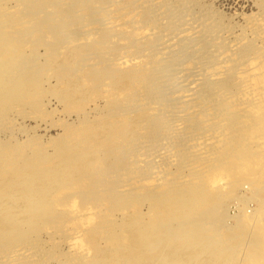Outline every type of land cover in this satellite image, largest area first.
I'll return each instance as SVG.
<instances>
[{
	"label": "rangeland",
	"instance_id": "1",
	"mask_svg": "<svg viewBox=\"0 0 264 264\" xmlns=\"http://www.w3.org/2000/svg\"><path fill=\"white\" fill-rule=\"evenodd\" d=\"M3 1H4V3H3L4 6L2 8H4V9H2V10L5 11V12H3L5 14V16H4V18H0V20H2V22H3V19H5V20L7 19V21L9 20V18L20 19V20H22L21 22L23 23V24L21 23L22 25H20L22 27L20 29L21 31L28 29L29 27L31 29V30L28 29V32H29L28 34H27V30H25L26 34L23 32H21L22 34H19L18 36L16 34L15 37L17 36L18 39L15 38V40L7 37V36H9L10 30L12 31L14 29L12 27L11 28L9 27L10 29L6 28L5 32H8V33H6L4 35H6V38H7L6 40L9 39L10 42L11 41L13 42L12 44L14 46L17 45V47H18V45H19L22 47V48L21 47H18V48H20V51L22 49V51H24V52H22V51L20 52L19 49L17 48L19 51L18 53H20L21 56L23 53L22 58H26L27 60L29 59L28 61L26 59H24L25 62H27L29 64L28 67H32L31 65L36 63L33 66H39V67H33L32 69L34 71H38V69L43 70V71L40 70L37 72L39 80H41V81H39V84H40V86H39L40 90L39 91L40 92L38 91L39 92L38 98L40 99V101L43 104L40 102L39 104H41V105H39V104L27 105L26 107L23 108V110L21 109L23 112L20 110L18 113H14V114L12 113L13 115L10 116V119H3V121H2V119H0V122L2 121L0 123V151L4 149V151L7 150V152H9V154L8 153L5 154V155L9 156V157H7V159H6L5 155L3 156L2 154H0V161H2V162H0V171L4 172L5 169H7V167L5 166V162L9 161L10 159H12L11 161H14V162H12V166H15V167L22 165V161L25 160V156H28L27 159L31 158L32 161H31V159L29 161L26 159L27 162L23 161L24 164H28V162L31 163V162H34V161H37L40 159L42 160L43 158L44 159L45 158L46 159H52L54 157V159H55L57 157L56 154H58L56 152V150L57 151L59 150L58 149L59 147L56 148L57 144L59 143L58 146L60 145V147H61V144L63 145L64 143H66L68 139L71 140L72 134H74L72 137L75 136V138H77L80 136L82 137V135L85 132L88 135L89 133L95 132L97 130V128H98V130L103 129L104 126L105 127L107 126V125H105V123L107 124L108 121H110L109 117L112 119L115 115H116V117L118 115L117 118H119V119L117 120V118L114 117V119H112L113 121L119 122V120L121 119V121L123 123H129L130 120H132V122H133L135 120V117H136L135 114L136 113L142 114V111L145 113L146 112L145 108L149 103L151 105V108H152V112H150V114H152V115H149L148 119L143 122L142 126H140L139 129L141 131L139 129H135V132H129L130 131L129 125L127 124V126L124 127L123 123L120 121V123H121L120 125L123 126L121 128L126 130V131L129 130L128 132L125 131L126 134L128 133L126 135L128 138L124 137L123 139H120V140H122L120 142L121 143L120 147H119V145L117 146L118 139H117V141L115 140L114 144L113 143L111 144L112 147H114V145H115V147L117 146V148H115V151H114L115 154L113 153L112 155H110L108 157H107V154L105 155V153L102 152L103 150L101 149V147L103 148V146L100 147V150H99L100 152H98L100 156L97 154V157H99L100 160H102V159L105 160L107 157L106 162H108L109 165H111V168L109 167L108 170L111 171V173L113 172L112 174H110L111 176L107 178V183H104L103 179L106 178V176H104V174H102L103 176L102 175L98 176L99 181H97V182L93 183V185H91L92 189L87 188L90 192L91 191H92V193L94 192L93 194L92 193L90 194V192L87 191V189H85L84 193H83L84 195L82 193L81 194L78 193L79 195L76 196L77 194H75L74 195L75 199H72L73 196L69 197L72 194L71 189L64 188L67 191H64V189H63L61 192V190H60V194H59V190L57 191V188H56L57 193L55 191H53V193H55V196L52 194V196H53L52 198L59 199L60 196H63L62 198H66L67 201H69V202H70V199H72L73 200L72 203L77 207H80V206L85 207V205L86 206L88 205L90 207L91 206L95 207L94 204L97 202L95 205H98V203L100 202L98 200H100V198L103 199L104 197H106L105 195H109L111 200L114 198V201H115L116 196L118 194L117 193H116L117 195L113 194L115 192L114 191L112 192L111 188H113L114 186L119 185V184H124L125 183L124 181H126V180L128 181V179L130 177H132L131 175H133V174L136 175V173H137L136 176L139 175V177H137V178L140 179L142 177L141 174L143 175L144 172H145V174L146 173L149 174L148 178L150 177L149 182H148V183H150V185H149L150 190L148 192H151V193L153 191L158 192L159 190H162L161 188H163V187L166 188V187L170 186L169 180H171V181L175 180L176 181L178 176L180 177V175L182 173L181 171L183 170V166H181V165H183V163H185V160L186 161L188 160L187 157H188L189 152H193L194 149L196 151V149H197L198 151L194 152V153H196V155H194V156L200 157V155H201L202 157H204L202 160L203 161L205 160V162H207V165H212L216 161V159L213 160V158L216 157V154H218V153L223 154L224 152H225L224 154H226L228 151V145L231 144L230 142H232V144H234V142L236 141L234 144V147H238V145L241 144V145H243V147H245V148L242 147L243 151H245V149H246L247 151H245V152H247V153L248 152H253L255 154L257 153L256 154L257 157H254L255 160L253 162L254 164L257 163V165L254 166V164H253L254 170H252L251 174L250 173L247 175L245 174V176L243 177V180H241V183H239L241 185L236 184V186H235L233 184V182L231 181V183L229 185H227L226 188H224L220 191V193L223 192V193H226V195H227L224 197L225 199L221 204V207L223 206L225 209L224 211H225V219L226 220H224V219H222V220L211 219L212 220L211 221L209 219V222L207 221L208 223H206L205 218H202L203 215H200V216H202L201 219H198L200 216L197 215L198 217L196 216L197 219H196L195 223L194 222H193V224L188 223L190 220L189 221H188V219L184 220V219H186V216H184V218H180V217H177L180 214L179 212H178L179 213L178 215H177V213L173 214V212H171V211H175L178 209L176 208V204L174 201H173L174 203H170L172 201L167 199L166 204H167V202H168V204L166 207L170 208L171 211H167V209H166L167 213H166L165 219H164V221L166 220V222H164V223H166L165 224L166 226L169 224L167 227H168V229L170 228L169 229L170 231L168 230L169 235L168 234L166 235L168 239L164 238L163 240H161L162 243H161V246L159 248H161L162 245L165 244V245H163V247H166L167 252L165 251L166 256L165 257L162 256V257L166 258L167 260L165 259L166 261H164L163 264H264V238H263L264 237V234H263L264 233V228H263L264 227V221H261L262 219L264 220V212L259 214V216H258L259 219L258 218L256 219V221L258 220V222L256 224L253 223V219H254L253 217H249V218H252L251 221L249 218H248V220L244 219V220H247V222L248 221L251 222V223L248 222V224H247V222H245L244 224L243 223L238 224V222H237V220L239 219V215H241V214L243 215L246 212L247 213L249 212V214H251V215L254 214L255 213L254 210L255 209L257 210V206H258V201L256 198L257 197H262V198L264 197V195H263L264 194V190H263L264 188H262V189L260 188L261 190L260 189L258 190L259 185H261V187H262V184L264 186V183L257 185V182H256V179H264V174L262 176V173L264 172V135H262V134H264V125H263L264 124V87H263L264 86L263 85L264 84L263 83L264 82V0H162V1L161 0H159V1L158 0H156V1L152 0L153 2L151 0H134V1L133 0H129V1L128 0H61V1L60 0H26V1L24 0V2H23V0H3ZM17 1H18V3H17ZM127 2H129V5L127 4ZM11 5H13V6H11ZM126 8H128L127 9L128 11L126 10ZM38 12H41V13L38 14ZM47 14H48V16H46ZM121 14H122V16H121ZM124 14L127 16L125 17ZM47 17H48V19H47ZM30 18H31V20H30ZM47 20H51V22L47 21ZM44 21L49 22L51 24L53 23L54 30L49 32L47 29H44L43 27H45V25H46ZM124 21H125V23H124ZM27 22H29V23H27ZM33 22L34 23L36 22L35 24L38 26L37 27L38 31L35 30L36 28L34 29L35 25ZM41 22H44V25ZM0 23H1V21H0ZM64 23H65V25H64ZM154 23H156V24H154ZM39 24H42L43 26L41 25L42 27H39L40 26ZM157 24H158V26H157ZM144 28H146L147 30L150 29L149 31H151V32H149V31L147 32L146 29H144ZM33 30H35V32ZM182 30H184V32ZM143 31H145L146 33ZM41 32H42V34H41ZM19 37H20V42L22 41L21 43L18 41ZM144 37H146V38H144ZM21 38H23V39L21 40ZM141 40H143V42ZM3 42L0 40V45ZM15 42H19V43L17 44ZM6 43H8V42H6ZM230 43L234 45V47L232 46L233 48L231 47L232 49L229 48ZM224 44H225V46H224ZM245 48H247V49H245ZM229 51H231V52H229ZM244 51H246V52H244ZM133 53H134V55H133ZM241 53H242V55H241ZM67 55L69 56V59L67 60V64H66L67 66H64L63 69L60 67L57 68L58 65L54 66V64H50L51 63L50 61H52V58H54V59L55 58L57 59V57L65 58V57H67ZM246 57H248V58L252 57V60L256 59L254 61L257 65V71L255 69V72H256L255 75L253 77H250V78H249V73L247 72V68L249 67V64H250L249 61H252V60L250 59L249 61H247ZM253 57H255V58H253ZM48 58L49 59L51 58V59L49 60ZM126 58H130L132 60L134 59L135 61L133 60L134 63H132L130 65H126V68H125L124 66H122V64L120 62ZM220 59L223 61L220 62L221 61ZM234 60L236 61V64H235ZM243 60H244V62H243ZM71 61H73V62H71ZM69 62H71V64ZM145 62L149 67H152V69H153L152 72L155 71L156 74L158 73L157 75H155L154 72L153 73L151 72L152 75H154L155 77L148 75V77L149 76L152 77V78H150V80H152L154 78V81L152 80L149 82V84H144V85H142L141 82L137 85L135 83V84H133V88H135L136 90H139V93H138V91L136 93H134L136 90L133 89V90H135L133 92L134 94H129V92L128 93L127 92L122 93L119 95L120 98L113 100V98L109 96L111 94L110 92H112L111 90H109V88L113 89L114 84H116L117 80L115 78L114 73L115 74L123 73V71H124V73H126V71H128L129 69L130 70L131 69L132 70L133 69H139V67H142V66H139L140 63L142 65H145L144 64ZM215 62L217 63V65L220 63V65L218 67H215L216 66V65H214ZM230 62H232V63H230ZM253 62H251V65H253L252 64ZM27 63L25 64L26 67H27ZM246 63H249V64H246ZM240 64L242 66L245 64V66L247 65L248 67L244 68L245 66L242 67V66H240ZM228 65H229V68H228ZM127 66H129V69ZM236 66H237V68H236ZM36 68H37V70H36ZM218 69H220V70L222 69L224 71V73L222 70L220 71L219 75L220 76L222 75L221 77L220 76L216 77V75L213 74V71L214 70L216 71ZM229 69H233V70H229ZM244 69H246V70L244 71ZM236 70H238V71H236ZM108 71H111V72L117 71V73L113 72V76H112V73L111 72L108 73ZM230 71H231V73H230ZM63 72H64V75L62 74ZM210 72H212V73H210ZM55 73H57V74H55ZM106 73H107V75H106ZM71 75H73L74 79H77L79 82L84 81L85 83L84 82L81 83V85H80L81 89L79 88V91H77L78 89H75V91H74L75 93L70 91V89H69L68 93H67L69 95V97H66L67 94H65V92H67V90L66 91L63 90V92H62L61 90L63 88L61 87V83L59 85V82H61V80L63 78H67L68 76H71ZM100 75H102V76H100ZM247 77L250 80H247ZM240 78L243 79L244 81H242ZM251 78H253V79H251ZM245 79H246V81H245ZM253 80L255 82L257 80V83L260 85L255 84V82ZM101 82H103V83H101ZM112 82H115V83H113V86L111 84ZM242 82L245 83L244 86L245 85L253 86V84H254L255 89L253 90L250 88V90L252 91L251 92L250 90H248L249 87L243 86ZM86 84H87V86H86ZM103 85H105V86H103ZM145 85H146V87H144ZM147 85H149V86L147 87ZM255 85H258V86H255ZM218 86H221V87H218ZM223 86H224V88L221 89ZM191 87H192V89H190ZM242 87L247 88V90H248V92H246L247 95L246 94H244V95L248 96L249 91H250L251 97H252V95L255 96V98L252 97V98H254V100L250 97V95L248 96L250 98L242 97L243 100L236 97L240 94L241 91H239V90H242L241 89ZM256 88H257V90H256ZM59 89H61V90H59ZM97 89H99L98 92H97ZM105 89L106 90L108 89V91L106 92ZM104 90H105V92H104ZM194 90H195L196 94L194 93ZM217 90L222 91V94H220L221 97H223L222 95L224 92V95L226 94L225 97H227L228 99H226L224 97L227 100V102L224 99L223 101L218 103V104H220V106L216 105L215 106L216 108H214V106H212L214 102H210V101L212 98L214 99V97L216 96L214 94H215V91L217 92ZM234 90L236 92L238 91L237 95L233 94V93H236V92H232ZM191 91H192V93H191ZM108 92H109V94H108ZM230 92H231L230 95L233 94V96L229 95ZM69 93L72 96L75 94V96L72 97ZM209 93H210V95H209ZM212 93H213V96H212ZM252 93H256V94H252ZM63 94H64V96H63ZM127 94H129V95H127ZM103 95H105L107 97H105ZM143 95L146 98H142ZM258 95L260 98L258 97ZM108 96H109V99H108ZM121 96H123V97L121 98ZM195 96L196 97L198 96V97L196 98ZM194 98H196V99H194ZM108 100H110V101H108ZM186 100H188L187 102L192 101V103L189 102L190 104L188 103L186 105V103H187ZM252 100H253V102H252ZM67 102H69V103H67ZM199 103H202V105L201 104L198 105L199 107L194 106V105H197ZM119 104L121 106H119ZM192 104H194V105H192ZM207 105H210L208 109H211V110H207V112H209L211 115H213V117L210 116L213 119H211L209 122L203 121V123H206V124H203V123L199 122L203 118H198L201 115H198L197 114L198 112H196V111H198L197 108H199V110H200L201 109L200 107H202V106L206 107ZM192 106H194V107H192ZM157 107H159V108H157ZM244 107H246V108H244ZM39 108H41V109H39ZM241 108H244V109H241ZM25 109L27 111H25ZM123 109H124V111H123ZM156 109H157V111H156ZM113 110H115V111H113ZM150 111H151V109H150ZM118 112H119V114H118ZM161 112H163V113H161ZM165 112H167V113H165ZM187 112H188V114H187ZM216 113H218L219 115ZM220 114H221V116H220ZM120 115H122V117ZM123 115H125L126 117L125 116L123 117ZM160 116H161V118H160ZM241 116H243V117L247 116L246 117V118H248L247 123H246V121L244 122V119L241 118ZM122 118H124V120ZM196 118H197V120H196ZM250 118L251 119L253 118V119L249 120ZM125 119H126V121H125ZM166 119H168V120H166ZM218 119H220L221 121ZM238 119L240 121H237ZM254 119H255V121H254ZM234 120H236V121H234ZM193 121L194 122L198 121V123H193ZM228 121H229V124H231V125H229L227 123ZM220 122L223 124H221ZM87 123H89V124H87ZM215 123H218V124L220 123V126L222 125V127L223 128L225 127V128L223 129L221 127H217V125H215ZM226 123H227L228 127H226ZM238 123L240 125H238ZM251 123H253V124H251ZM89 125H91V126H89ZM197 126H199V127L197 128ZM231 126H232V128H231ZM213 127L216 130L213 129ZM254 127H255V129H253V131L251 132L252 128H254ZM88 128H91V129L88 130ZM218 128L219 129L221 128L220 129L221 131L218 130ZM261 128H262V130H261ZM86 129L88 131L91 130L92 132L91 131L88 132ZM93 129H95V130H93ZM188 129H189V131H188ZM190 129H191V131H190ZM212 129L215 131L218 130L217 132H219L221 134V135L219 134L221 139L223 138L224 140L223 139L222 140L226 143L225 145L222 146L223 148L221 147L220 151L217 150L216 154H214L213 150H212L213 152L209 151V148L211 147L210 144H209L210 147L208 146V144H205L204 146L202 145V147L201 146L191 147V144L193 143L192 139H193L194 134L196 132L197 133L195 135H197L198 133H199V135H201V133H203L204 131H205V133L202 135H205V134L209 135L210 133L213 132ZM228 129H230V130H228ZM231 129H233V130H231ZM206 130H207V132H206ZM227 130L229 132L230 131L231 132L227 133L228 132ZM78 131H80V132H78ZM102 131L104 132V129ZM261 131H262V133H261ZM86 133H85V135H86ZM131 134H133V135H131ZM222 134H223V136H222ZM226 134H227V136H226ZM251 134H253V135H251ZM206 137H208V136H206ZM229 137L232 138L233 140L229 141V140H231ZM245 137H247V138H245ZM75 138H73V141ZM103 138L105 139V137H103ZM106 140H110V139H106ZM226 140H227V142L228 141L229 142L227 143ZM237 140L239 141V143ZM37 141H39L40 145H42V146L46 145L44 150H43V148H40V149L38 148L40 146H38ZM129 141L131 143H129ZM153 141H155V142H153ZM106 142H109V141H103L102 143L106 144ZM242 143H244V144H242ZM248 143H250V144H248ZM29 144H32V145L29 146ZM35 144H37L38 147H36ZM3 145H4V147H3ZM50 145L52 146V148ZM47 146H48V148H47ZM121 146H123V147H121ZM188 146L191 149H188L189 148ZM247 146L249 148H247ZM34 147L37 148L39 153L36 152L37 150H34L35 149ZM12 148H15V149H12ZM175 148H176V150H175ZM41 149H42V151H41ZM207 149H208V151H207ZM135 151H137V152H135ZM222 151H224V152H222ZM243 151H241L242 154H243ZM197 152H198V154H197ZM205 152H208V153H205ZM49 153H51L50 155H52L51 158H50V155H48ZM201 153H203V154H201ZM204 153L209 154L210 158L208 157V155H205ZM12 154H13V156H12ZM17 155H18V157L19 156L20 157L17 158ZM41 155H42V157H41ZM233 155H236V157L241 156L239 154H235L234 152L232 153V156ZM45 156H47V157H45ZM185 156H187V157H185ZM3 158L6 160L5 162L3 161ZM21 158H22V160H21ZM33 158H34V160H33ZM134 158H136V159H134ZM99 159L96 162V169H97V167H100V160ZM183 160H184V162H183ZM116 162H117V164H116ZM205 162H204V164H205ZM209 162H211V163L213 162V163L211 164ZM218 163L222 165V163L219 160H218ZM259 163H261V164H259ZM114 165H115V167H113ZM128 165H130V168L132 167L131 169H129V171L132 172V173L129 172L130 175L128 174V170L124 169ZM7 166H9V165H7ZM181 167H182V170L180 169ZM255 167H257V168H255ZM140 169H141V171H140ZM146 169L147 170L149 169V170L147 171ZM212 169H214V168H212ZM125 170H127V171H125ZM202 170H203V168H202ZM188 171L189 170H185L184 173L189 174ZM122 173H123V175H121ZM1 174L5 175L6 173H1ZM124 174H126V175H124ZM164 176H166V177H164ZM173 176H174V179H173ZM258 177H260V178H258ZM240 179H242V178H240ZM246 179H247V181H246ZM156 180L157 181L159 180V181L157 182ZM196 180H197L196 182H199V183L201 182L200 184H202L201 180L200 181L198 179H196ZM180 181L181 180H179V182ZM251 181H252V183H250ZM146 182H147V180H146ZM108 183L110 185H111V183H114V185L112 184L113 187L112 186L109 187ZM117 183H119V184H117ZM157 183H158V185H157ZM102 184L104 185L103 187H101ZM166 184H167V186H166ZM105 185H106V187H105ZM162 185H165V186L162 187ZM179 186H181V185H179ZM199 186H201V188H202V186L205 187L204 185H199ZM158 187H161V188H158ZM246 187H249V190ZM253 187H255V188H253ZM100 189H102V190L100 191ZM168 189H169V187H168ZM205 189H206V187L203 188V190H205ZM256 189H257V191H256ZM95 191H97V192H95ZM143 191H145V190H143ZM217 191H219V190H216V192ZM167 192H169V191L167 190ZM211 192L216 193L215 190H213V189ZM211 192L209 193V196L211 195ZM256 192H257V194H256ZM61 193H62V195H61ZM64 193H66V194L63 195ZM86 193L87 194L89 193L88 196L86 195ZM141 193H140V190L136 191V194L139 197H140ZM153 193L151 194L152 196H153ZM217 193H219V192H217ZM259 193H261V194H259ZM130 194H129V198H131V196L133 197V193L131 196H130ZM50 195L48 197H51ZM56 195L58 197H56ZM121 196H123V197H121ZM121 196H119L118 197L119 199L116 200V203H115L116 205L118 203L117 201L122 202V201L126 200V199L124 200V198H126L124 195H121ZM202 197H204V198H202ZM202 197L200 195V199L201 198H202V200L206 199L205 195ZM211 198L212 197L210 196V199L208 198L209 199L208 201H211ZM237 199L239 201H241L242 203L239 202V204H238ZM62 200L64 201V199H62ZM67 201H64V202H67ZM246 201H247L248 205H246ZM152 202H153V200H152ZM152 202H150V199H149L148 201L141 203V205H140L141 207H139L140 209H142V210H140L141 212L143 211L147 214L146 216L148 217L150 225L156 224L154 217L158 218V216H157L158 214L155 213L156 212L155 210L160 208L162 204H165V203L159 204L160 206L156 208V203L153 204ZM163 202H165V200ZM87 203H89V204H87ZM105 204L106 205L103 206L104 207L103 209L105 212L108 210V208H110V207L112 208L115 205V204H113V206H112V204H110V202H108V201L105 202ZM169 204H170V206H169ZM171 204H173V205H171ZM68 205H69L68 203L66 204V207L64 204L60 205V207L64 206L65 208L64 207L63 208L58 207L60 209L57 208L56 211L57 210L58 211L57 212L55 211V213L53 212L54 214L51 215V216L57 215L54 217V221L53 220L51 221V224L56 223L55 221H58L59 223H60V221H63L60 223L61 227L58 225V223L53 224V225L48 224L49 226L45 225L43 223L44 221H38V223L35 225L36 228L34 225L32 227H30L29 224L28 225L25 223L23 224V227L25 226L24 230L30 231L31 232L30 234L36 233V232L31 231V230H34V229L36 230V229H40V228L42 229L40 231L41 236L38 233L39 231H37V233H36V234H38L37 236H38V239L40 240V244H42L41 245L42 247H40V249H37L38 253H40V252L42 253L43 250H44L43 252H45V253H47V252L49 253L50 251H51V253H54V256H53L54 258L53 257H52L53 259L50 258L49 262L46 264H75V262L72 263V261L69 259L72 258L71 256L76 257L75 253H77V252L75 251V248H72V247H71V249L69 248L70 246L65 242L66 238L64 237L66 229L70 231V229H73L76 227V225L74 224V222H75L74 219L72 218V220L70 221V218L72 216L69 214V211L67 208ZM99 205H100V203H99ZM164 206L162 205V208L165 210ZM173 207H175V208H173ZM205 207H208V206H205ZM96 208L100 212V206L96 207ZM178 208H179V206H178ZM152 209L153 210L155 209V210L153 211ZM170 209H168V210H170ZM197 209H199V208H196V213L198 212ZM250 209H252V210H250ZM208 210H206V211H208ZM240 210L241 211L245 210V211L241 212ZM152 211H153V213H152ZM99 212H98V214L100 215ZM105 212H104V214H105ZM169 212H171V213H169ZM58 213H60L62 215V217L64 216L63 220L61 219L62 217L59 216L60 214H58ZM199 213L201 214L202 212H198V214ZM114 214L112 216H115V221L118 222L120 225L122 224V222L123 223L125 222L122 215L120 216L119 212L114 213ZM66 215L67 216L69 215V216L67 217ZM99 215L97 217H95L93 219V221L90 222L91 225H89L87 227H90V229H92L94 227L95 223H96V225H98L97 223L102 222L101 220H103V216L100 217ZM101 215H103L102 212H101ZM152 215H154V217ZM167 215H168V217L171 216V218L169 217L170 220L171 219H173V220L167 221V218H168ZM174 216L176 217L177 220L175 219ZM58 217L60 218L59 220L57 219ZM68 218H69V220H68ZM152 218H153V220H151ZM55 219H57V220H55ZM112 219H114V218H112ZM203 219H204V222H203ZM199 220H201V221H199ZM152 221H154V222H152ZM184 222H186L187 225L184 224ZM236 222H237V224H236ZM42 224L45 226H43ZM213 224H215V225H213ZM259 224H260V226H259ZM54 225H58V226L56 227ZM212 225H213V227H212ZM252 225L255 227L252 228ZM26 227H28V229H26ZM49 227H51V228L49 229ZM58 227L61 229H59ZM153 227H157V226H153ZM181 228L183 231H181ZM187 228H189V229H187ZM195 228L197 230H199V233L201 235L197 232V230ZM192 229H195V230L192 232ZM185 230L187 233L185 232ZM209 230H210V233H211V231H213L212 235L210 233H208ZM46 231H48V232L50 231L49 232L50 234L47 233ZM195 231H196V234H195ZM157 232H158V230H157ZM159 232H160V230H159ZM92 233H93V231H92ZM10 234L11 233H5V236H9ZM15 234L16 233L11 234V236L13 235L14 237L9 236L8 238L9 239H13V238L15 239V237H18V235L16 234L17 235L16 236ZM160 234L158 233V235H160ZM170 234H172L171 238H170ZM181 234H183V235H181ZM190 234L191 235L194 234L195 236H192V238H191ZM208 234H209V236L211 235L210 238L208 237ZM252 234H253V236H252ZM28 235H29V232H28ZM179 235H181V236L179 237ZM104 236H106V235L104 234L102 236V238ZM172 236L174 238H172ZM202 236L206 240H204L202 238ZM219 236H220V238H219ZM206 237H208V238H206ZM5 238L7 239V237H5ZM180 238H182V239H180ZM195 238L200 239V241L195 239ZM103 239H106V237ZM209 239H211V240L209 241V245H208L207 240H209ZM164 240L166 243L165 242L163 243ZM191 240H193V241H191ZM254 240H255V242H254ZM204 241H207L206 242L207 246H208L207 248H209V246H211V248L206 250V248H205L206 244L205 243H204L205 245L203 246ZM191 242H193V243H191ZM197 243H198L199 247L203 246L202 248H204V250L202 249V253H204V254H201V251L199 252V250L201 248L197 247ZM199 243L200 244L202 243V245L200 246ZM168 244H170V245H168ZM175 244H177V245L175 246ZM216 244H218V245H216ZM69 249H70V251H69ZM170 249L172 250V252ZM210 249H211V251H210ZM39 250H41V251H39ZM174 250H175V252H174ZM181 250H183V251L186 250V252H183ZM55 251H59L60 253L55 252ZM73 251L75 253H72ZM203 251H205V252L208 251V252L205 253ZM70 253H72L73 255ZM88 253H90V254H88ZM91 253H93V255H94V251H88L86 254L83 255V256L86 255V257H88L90 255L89 256L90 258H88V260L86 259V257H84L85 259L83 258L82 260L90 262L91 258H92ZM178 253L179 254L181 253V255H179ZM185 253L188 256V258L186 257ZM189 253L192 254V257H191V254L189 256ZM218 253H220V254H218ZM160 254L158 252L157 256ZM165 254L162 253L161 255H165ZM171 254L172 255L175 254L174 257L171 258ZM60 255H61V257H59ZM161 255H160V257L159 256L158 257L161 258ZM184 256H185V260L183 261ZM211 256H213L212 258L214 260L212 258H210ZM13 257L15 259L9 260L8 264L20 263L21 259H18L17 256H13ZM0 262H3L0 264H6V261L3 260L1 257H0Z\"/></svg>",
	"mask_w": 264,
	"mask_h": 264
},
{
	"label": "bare ground",
	"instance_id": "2",
	"mask_svg": "<svg viewBox=\"0 0 264 264\" xmlns=\"http://www.w3.org/2000/svg\"><path fill=\"white\" fill-rule=\"evenodd\" d=\"M26 1V0H25ZM61 1V0H60ZM129 1V0H128ZM134 1V0H133ZM152 1V0H151ZM150 1V2H151ZM156 1V0H154ZM159 1V0H158ZM162 1V0H161ZM24 2V0H23ZM31 2V1H30ZM51 2V1H50ZM80 2V1H79ZM91 2V1H90ZM132 2V1H131ZM153 2V1H152ZM4 1L3 0H0V18H4L5 14L3 12H5L4 8H2L4 5H3ZM18 3V1H17ZM87 3V2H86ZM137 3V2H136ZM158 3V2H157ZM160 3V2H159ZM168 3V2H167ZM166 3V4H167ZM44 4V3H43ZM126 4V3H125ZM127 4L129 5V2H127ZM151 4V3H150ZM154 4V3H153ZM100 5V4H99ZM124 5V4H123ZM161 5V4H160ZM177 5V4H176ZM13 6V5H11ZM15 6V5H14ZM43 6V5H42ZM101 6V5H100ZM122 6V5H121ZM138 6V5H137ZM71 7V6H70ZM96 7V6H95ZM94 7V8H95ZM154 7V6H153ZM6 8V7H5ZM13 8V7H12ZM34 8V7H33ZM8 9V8H7ZM37 9V8H36ZM67 9V8H66ZM107 9V8H106ZM128 8H126L127 10ZM135 9V8H134ZM133 9V10H134ZM130 10V9H129ZM136 10V9H135ZM151 10V9H150ZM39 11V10H38ZM57 11V10H56ZM74 11V10H73ZM108 11V10H107ZM121 11V10H120ZM128 11V10H127ZM160 11V10H159ZM29 12V11H28ZM62 12V11H61ZM132 12V11H131ZM145 12V11H144ZM31 13V12H30ZM41 13V12H38V14ZM150 13V12H149ZM126 14V13H125ZM124 14V15H125ZM129 14V13H128ZM31 15V14H30ZM62 15V14H61ZM143 15V14H142ZM48 16V14L46 15ZM51 16V15H50ZM59 16V15H58ZM122 16V14H121ZM127 15H125L126 17ZM37 17V16H36ZM52 17V16H51ZM64 17V16H63ZM62 17V18H63ZM91 17V16H90ZM59 18V17H58ZM71 18V17H70ZM117 18V17H116ZM121 18V17H120ZM123 18V17H122ZM48 19V17H47ZM51 19V18H50ZM53 19V18H52ZM67 19V18H66ZM72 19V18H71ZM118 19V18H117ZM124 19V18H123ZM126 19V18H125ZM132 19V18H131ZM138 19V18H137ZM156 19V18H155ZM31 20V18H30ZM114 20V19H113ZM122 20V19H121ZM159 20V19H158ZM1 23H0V40L3 42L1 45H0V119H10V116L13 115L14 113H18L21 109L23 110L24 107H26L27 105H36V104H39L41 101L40 99L38 98V94H39V90H40V84H39V77H38V74L37 72L42 70V69H38V71H34L32 68L33 67H39V66H33L31 65L32 67H28V63L25 62L24 59L26 58H22L23 57V53H22V56L20 53H18L20 51V48L18 47H21L18 45H13L12 41L10 42L9 39L6 40V33L8 32H5V29L6 28H14L12 31L10 30V33H9V36H7L8 38H11V39H14L17 38V36L19 34H22L21 32L25 33V30H27V34L29 33L28 32V29H30V27L28 29H24L23 31H21L20 29L22 28L20 25H22L23 23L21 22L22 20L20 19H12V18H9V20L7 21V19H3V22L2 20H0ZM29 21V20H28ZM47 21H50L51 20H47ZM151 21V20H150ZM24 22V21H23ZM30 22V21H29ZM27 22V23H29ZM45 22V21H44ZM44 22H41L43 23L44 25ZM127 22V21H126ZM138 22V21H137ZM22 23V24H21ZM34 23V22H33ZM32 23V24H33ZM36 23V22H35ZM34 23V29L37 30V25ZM71 23V22H70ZM125 23V21H124ZM2 24V25H1ZM45 27H43L44 29H47L49 32H51L52 30H54V27H53V23H49V22H45ZM61 24V23H60ZM156 24V23H154ZM261 24V23H260ZM40 26L39 27H42L43 25L42 24H39ZM42 25V26H41ZM58 25V24H57ZM62 25V24H61ZM65 25V23H64ZM142 25V24H141ZM32 26V25H31ZM143 26V25H142ZM158 26V24H157ZM259 26V25H258ZM33 27V26H32ZM147 27V26H146ZM153 27V26H152ZM9 28V29H10ZM42 29V28H41ZM146 29V28H144ZM31 30V29H30ZM35 30H33L35 32ZM56 30V29H55ZM70 30V29H69ZM150 30V29H149ZM149 30L146 29V31L148 32ZM38 31V30H37ZM142 31V30H141ZM176 31V30H175ZM174 31V32H175ZM184 32V30H182ZM33 32V33H34ZM48 32V33H49ZM55 32V31H54ZM138 32V31H137ZM145 32V31H143ZM151 32V31H149ZM44 33V32H43ZM146 33V32H145ZM177 33V32H176ZM17 34V36L15 37V35ZM26 34V33H25ZM24 34V35H25ZM42 34V32H41ZM40 34V35H41ZM46 34V33H45ZM51 34V33H50ZM149 34V33H148ZM8 35V34H7ZM23 35V36H24ZM30 35V34H29ZM38 35V34H37ZM52 35V34H51ZM168 35V34H167ZM11 36V37H10ZM140 36V35H139ZM27 37V36H26ZM43 37V36H42ZM141 37V36H140ZM172 37V36H171ZM24 38V37H23ZM21 38V40L23 39ZM146 38V37H144ZM18 39V38H17ZM16 39V40H17ZM170 39V38H169ZM183 39V38H182ZM168 40V39H167ZM166 40V41H167ZM172 40V39H171ZM228 40V39H227ZM20 42V37H19V40ZM143 42V40H141ZM196 41V40H195ZM234 41V40H233ZM237 41V40H236ZM8 42V43H6ZM19 42H15V43H19ZM22 42V41H21ZM20 42V43H21ZM163 42V41H162ZM168 42V41H167ZM194 42V41H193ZM238 42V41H237ZM30 43V42H29ZM28 43V44H29ZM232 43V42H231ZM229 45V48H231L232 46L234 47L233 44ZM205 44V43H204ZM203 44V45H204ZM228 44V43H227ZM236 44V43H235ZM22 45V44H21ZM26 45V44H25ZM202 45V46H203ZM23 46V45H22ZM167 46V45H166ZM225 46V44H224ZM26 47V46H25ZM204 47V46H203ZM232 47V48H233ZM19 51H18V49ZM22 48V47H21ZM201 48V47H200ZM231 48V49H232ZM225 49V48H224ZM230 49V50H231ZM247 49V48H245ZM22 51V49H21ZM20 51V52H21ZM232 51V50H231ZM229 51V52H231ZM249 51V50H248ZM24 52V51H22ZM223 52V51H222ZM221 52V53H222ZM246 52V51H244ZM136 53V52H135ZM224 53V52H223ZM226 53V52H225ZM233 53V52H232ZM227 54V53H226ZM247 54V53H246ZM249 54V53H248ZM134 55V53H133ZM132 55V56H133ZM224 55V54H223ZM229 55V54H228ZM240 55V54H239ZM242 55V53H241ZM240 55V56H241ZM72 56V55H71ZM139 56V55H138ZM200 56V55H199ZM225 56V55H224ZM238 56V55H237ZM54 57V56H53ZM230 57V56H229ZM239 57V56H238ZM22 58V59H21ZM153 58V57H152ZM247 61H249L250 59L252 60V57L248 58L246 57ZM255 58V57H253ZM258 58V57H257ZM49 59V58H48ZM51 59V58H50ZM49 59V60H50ZM69 59V56L67 55V57L65 58H59L57 57V59L55 58H52V61H50L51 63L50 64H54V66L58 65L57 68H62L64 66H67V60ZM117 59V58H116ZM119 59V58H118ZM237 59V58H236ZM243 59V58H242ZM24 60V61H23ZM27 60V59H26ZM29 60V59H28ZM27 60V61H28ZM122 60V59H121ZM134 60V59H133ZM132 59L130 58H126V59H123L120 63L122 64V66H124L126 68V65H130L133 62ZM137 60V59H136ZM151 60V59H150ZM221 60V59H220ZM245 60V59H244ZM243 60V62H244ZM256 60V59H254ZM252 60V61H249V63H246V64H249V67L245 64L243 66H245L244 68L248 67L247 68V72L249 73V78L250 77H253L255 75V69L257 71V65L255 63V61ZM135 61V60H134ZM218 61V60H217ZM223 60H221L220 62H222ZM235 61V60H234ZM233 61V62H234ZM242 61V60H241ZM254 61V62H253ZM32 62V61H31ZM73 62V61H71ZM71 62H69L71 64ZM157 62V61H156ZM225 62V61H224ZM251 62H253L251 65ZM27 63V67H26V64ZM68 63V64H69ZM98 63V62H97ZM117 63V62H116ZM139 63V62H138ZM232 63V62H230ZM255 63V64H254ZM32 64V63H31ZM45 64V63H44ZM49 64V65H50ZM69 64V65H70ZM74 64V63H73ZM145 65H142L140 63L139 66H142V67H139V69H129V66L128 67V71H126V73H117V71H108L112 73V76H113V72H116L117 74L114 73L115 75V78H116V84H114V88L113 89H110L112 92H110L111 94L109 95L110 97L114 99H118L120 98L119 95L122 94V93H128L129 94H134L138 91L139 93V90H136L135 88H133V84L136 83L139 84L141 82L142 85L144 84H149L150 81H154V78L152 80H150V78H152L154 75H152V73L154 72L155 75H157L155 73V71L152 72V67H149L146 62L144 63ZM149 64V63H148ZM228 64V63H227ZM235 64H236V61H235ZM238 64V63H237ZM97 65V64H96ZM216 65L215 67H218L220 65V63L217 65V63L215 62ZM230 65V64H229ZM229 65H228V68H229ZM234 65V64H233ZM134 66V65H133ZM154 66V65H153ZM224 66V65H223ZM232 66V65H231ZM238 66V65H237ZM236 66V68H237ZM240 66H242L240 64ZM242 66V67H243ZM190 67V66H189ZM222 67V66H221ZM233 67V66H232ZM241 67V68H242ZM44 68V67H43ZM56 68V67H55ZM56 68V69H57ZM138 68V67H137ZM154 68V67H153ZM226 68V67H225ZM35 69V68H34ZM61 69V70H62ZM98 69V68H97ZM186 69V68H185ZM217 69V68H216ZM234 69V68H233ZM233 69H229V70H233ZM259 69V68H258ZM33 70V71H32ZM37 70V68H36ZM86 70V69H85ZM125 70V69H124ZM222 70V69H221ZM220 69L218 70H214L213 71V74L216 75V77H219L220 75ZM246 69H244L245 71ZM43 71V70H42ZM48 71V70H47ZM71 71V70H70ZM73 71V70H72ZM209 71V70H208ZM223 71V70H222ZM238 71V70H236ZM235 71V72H236ZM240 71V70H239ZM251 71V72H250ZM260 71V70H259ZM100 72V71H99ZM152 72V73H151ZM157 72V71H156ZM59 73V72H58ZM74 73V72H73ZM102 73V72H101ZM110 73V74H111ZM151 73V74H150ZM212 73V72H210ZM222 73V72H221ZM224 73V71H223ZM231 73V71H230ZM233 73V72H232ZM246 73V72H245ZM247 73V74H248ZM260 73V72H259ZM57 74V73H55ZM64 75V72L62 73ZM66 74V73H65ZM69 74V73H68ZM77 74V73H76ZM82 74V73H81ZM100 74V73H99ZM238 74V73H237ZM243 74V73H242ZM44 75V74H43ZM107 75V73H106ZM109 75V74H108ZM148 75H151L148 77ZM229 75V74H228ZM257 75V74H256ZM58 76V75H57ZM92 76V75H91ZM96 76V75H95ZM102 76V75H100ZM207 76V75H206ZM222 76V75H221ZM220 76V77H221ZM243 76V75H242ZM87 77V76H86ZM99 77V76H98ZM105 77V76H104ZM155 77V76H154ZM239 77V76H238ZM256 77V76H255ZM62 78V77H61ZM91 78V77H90ZM106 78V77H105ZM224 78V77H223ZM246 78V77H245ZM56 79V78H55ZM59 79V78H58ZM100 79V78H99ZM241 79V78H240ZM253 79V78H251ZM81 80V79H80ZM85 80V79H84ZM91 80V79H90ZM148 80V81H147ZM218 80V79H217ZM216 80V81H217ZM229 80V79H228ZM242 81H244L243 79H241ZM247 80H250L248 79L247 77ZM49 81V80H48ZM211 81V80H210ZM214 81V80H213ZM212 81V82H213ZM220 81V80H219ZM218 81V82H219ZM246 81V79H245ZM254 81V80H253ZM259 81V80H258ZM84 82V81H83ZM82 81L79 82L77 79H74L73 75L71 76H68L67 78H63L61 80V82H59V85L61 83V90L63 92L67 90V92H65V94L68 93V90L70 89V91L74 92L75 89H78L77 91H79V88L81 89L80 85L81 83H83ZM145 82V83H144ZM217 82V83H218ZM222 82V81H221ZM227 82V81H226ZM255 82V81H254ZM85 83V82H84ZM103 83V82H101ZM100 83V84H101ZM113 83L115 82H112V86H113ZM154 83V82H153ZM158 83V82H157ZM243 83V82H242ZM248 83V82H247ZM264 83V82H263ZM52 84V83H51ZM219 84V83H218ZM224 84V83H223ZM245 83H243V86H244ZM255 84H258L257 83V80L255 82ZM43 85V84H42ZM95 85V84H94ZM108 85V84H107ZM110 85V84H109ZM141 85V86H142ZM260 85V84H258ZM258 85H255V86H258ZM264 85V84H263ZM87 86V84H86ZM85 86V87H86ZM105 86V85H103ZM111 86V85H110ZM135 86V85H134ZM149 85H147L148 87ZM208 86V85H207ZM225 86V85H224ZM224 86L221 88L223 89ZM235 86V85H234ZM239 86V85H238ZM58 87V86H57ZM83 87V86H82ZM108 87V86H107ZM143 87V86H142ZM146 87V85L144 86ZM218 87H221V86H218ZM241 87V86H240ZM244 87H249L248 90L251 89H255L254 87V84L253 86H248V85H245ZM264 87V86H263ZM96 88V87H95ZM112 88V87H111ZM189 88V87H188ZM135 89V90H133ZM144 89V88H143ZM192 89V87L190 88ZM242 90H239L241 91L240 94L238 96L237 93L238 91L236 92L235 90L232 91V92H236V93H233V94H236L235 96L239 99H242V97H247V98H250L251 95L250 93L251 92L249 91V94L248 96L250 95V97L248 96H245L244 94H246V92H248L247 88H241ZM261 89V88H260ZM106 90V89H105ZM104 90V92H105ZM133 90V91H132ZM183 90V89H182ZM189 90V89H188ZM257 90V88H256ZM39 91V92H38ZM60 91V92H61ZM93 91V90H92ZM99 91V89H97V92ZM108 91V89L106 90V92ZM135 91V92H134ZM144 91V90H143ZM142 91V92H143ZM193 91V90H192ZM191 91V93H192ZM134 92V93H133ZM145 92V91H144ZM143 92V93H144ZM179 92V91H178ZM199 92V91H198ZM211 92V91H210ZM256 92V91H255ZM258 92V91H257ZM75 93V92H74ZM73 93V94H74ZM94 93V92H93ZM194 93H195V90H194ZM206 93V92H205ZM70 94V93H69ZM79 94V93H78ZM95 94V93H94ZM109 94V92H108ZM127 94V95H129ZM179 94V93H178ZM196 94V93H195ZM220 94H222V91H219L217 90V92L215 91V94L216 95L214 97V99L212 98L210 102H214L212 106H214V108H216L215 106L218 105L220 106V103L221 101H223L225 98L228 99L226 96V94L224 95V92H223V97L220 96ZM231 94V92L229 93V95ZM230 95V96H233ZM252 94H256V93H252ZM58 95V94H57ZM71 95V94H70ZM136 95V94H135ZM175 95V94H174ZM181 95V94H180ZM187 95V94H186ZM210 95V93H209ZM228 95V94H227ZM247 95V94H246ZM60 96V95H59ZM64 96V94H63ZM66 96V95H65ZM72 96V95H71ZM75 96V94L73 95ZM72 96V97H73ZM105 96V95H103ZM109 96H108V99H109ZM144 96V95H143ZM142 98H146L145 96ZM212 96H213V93H212ZM211 96V97H212ZM61 97V96H60ZM66 97H69V95L67 94ZM107 97V96H105ZM123 96H121L122 98ZM126 97V96H125ZM184 97V96H183ZM196 97V96H195ZM198 97V96H197ZM196 97V98H197ZM225 97V98H224ZM252 97L255 98L254 95H252ZM251 97V98H252ZM259 97V95H258ZM136 98V97H135ZM175 98V97H174ZM185 98V97H184ZM188 98V97H187ZM194 98V99H196ZM246 98V99H247ZM254 98H252L254 100ZM260 98V97H259ZM63 99V98H62ZM150 99V98H149ZM157 99V98H156ZM183 99V98H182ZM191 99V98H190ZM200 99V98H199ZM205 99V98H204ZM208 99V98H207ZM221 99V100H220ZM225 99V101L227 102V100ZM70 100V99H69ZM77 100V99H76ZM111 100V99H110ZM108 100V101H110ZM122 100V99H121ZM193 100V99H192ZM198 100V99H197ZM214 100V101H213ZM241 100V101H242ZM252 100V102H253ZM71 101V100H70ZM130 101V100H129ZM153 101V100H152ZM176 101V100H175ZM188 100H186L187 102ZM249 101V100H248ZM44 102V101H43ZM114 102V101H113ZM117 102V101H116ZM115 102V103H116ZM192 103V101H189ZM187 102L186 105L189 103ZM225 102V103H226ZM42 103V102H41ZM69 103V102H67ZM66 103V104H67ZM108 103V102H107ZM114 103V104H115ZM124 103V102H123ZM146 103V102H145ZM203 103V102H202ZM202 103H199L197 105H194L195 107L198 106V105H202ZM205 103V102H204ZM43 104V103H42ZM111 104V103H110ZM154 104V103H153ZM190 104V103H189ZM212 104V103H211ZM210 104V105H211ZM247 104V103H246ZM41 105V104H39ZM118 105V104H117ZM129 105V104H128ZM127 105V106H128ZM134 105V104H133ZM144 105V104H143ZM210 105H207L206 107L202 106L200 107L201 109L199 110V108H197L198 112L197 114L198 115H201L200 117L198 118H203V119H199L201 123L204 122H209L211 119H213V115H211L209 112H207V110H211V109H208ZM244 105V104H243ZM78 106V105H77ZM119 106H121L119 104ZM124 106V105H123ZM192 106V107H194ZM217 106V107H218ZM228 106V105H227ZM32 107V106H31ZM42 107V106H41ZM80 107V106H79ZM129 107V106H128ZM131 107V106H130ZM156 107V106H155ZM165 107V106H164ZM173 107V106H172ZM186 107V106H185ZM191 107V108H192ZM199 107V106H198ZM159 108V107H157ZM182 108V107H181ZM213 108V109H214ZM246 108V107H244ZM244 108H241V109H244ZM35 109V108H34ZM38 109V108H37ZM41 109V108H39ZM75 109V108H74ZM114 109V108H113ZM122 109V108H121ZM146 112L144 113L142 110V114H138L136 113L135 114V120L132 122V120L129 121V123H123L121 121V119L119 120V122L117 121H113L112 119H114V117H116V115L111 119L110 121H108V123L105 125H107L106 127L104 126V132L102 131L103 129H100L93 132V133H89L87 135H85V133L82 135V137H77L75 138L72 137L74 134L71 135V140L68 139L67 140V144L64 143L63 141V145L61 144V147L60 145L56 146L59 147L58 151L56 150V152L58 154L57 157L54 159V157L52 159H40V160H37V161H34V162H31L28 164H24L23 161H26V159L28 158V156H25V160L22 161V165H19L18 167H15V166H12V162L14 161H11L12 159H10L9 161H6L4 158H3V161L5 162V166L7 167V169H5L4 172H1L0 171V257L6 261V264L9 263V260H12V259H15L13 256H17L18 259H21L20 263L18 264H46L49 262L50 258H52L54 256V253H51V251L48 253H45L42 251V253H38V250L37 249H40V247H42L40 244V240L38 239V234L37 231H39V235L41 236L40 234V231L42 230L41 228L40 229H34V230H31L33 232H36L34 234H30L31 232L28 231V230H24L25 226L23 227V224H29L30 227H32L33 225L35 226L38 221H44L43 223L45 225H53V224H57L60 226L61 222L63 221H60V223L58 221H55L56 223H53L51 224V221L53 220L54 221V217L57 216H51L52 214L55 213L56 209L58 207H60V205H65L66 207V204L68 203V211H69V214L72 216L70 218V221L72 220V218L74 219V224L76 225L75 228L73 229H70L67 230L66 229V232H65V238H66V243L70 246H68L70 249L71 247L72 248H75V251L77 253H75L74 251L72 253H75L76 254V257L74 256H71L69 260L72 261V263L75 262V264H163L164 261H166L167 259L164 258L166 256V247H163V244L161 248H159L161 246V240H163L164 238H167V234L169 235L168 233V225L166 226L164 222H166V220L164 221L165 219V215L167 213V211H171L170 208L166 207L167 204H166V201L167 199L172 201L170 203H174L176 204V208L179 210H175V211H171L173 212V214H176L177 213V217H180V218H184V216H186V219L184 220H187L188 219V223H192L193 222L195 223L196 219H197V215H203L200 216L198 219H201L202 218H205V222L208 223L209 222V219H217V220H226L225 219V209L224 207L222 206L221 207V204L222 202L224 201V197L227 196L226 193H220V191L224 188H226L227 185H229L231 183V181L233 182V184L236 186V184L238 185L239 183H241V180H243V177L245 176V174H251L252 173V170H254L253 168V162H254V157H257L255 153L253 152H245L247 151L245 149V151H243V145L239 144L238 147H234V144H232V142H230L231 144L228 145V151L226 154H223L221 153H218L216 154V151L221 149V147L223 145H225L226 143L221 139L220 137V133L217 132L218 130H220L222 127V125L220 126V123H215V125H217V127H221L220 129L218 128L217 131H215L216 129L213 127V134L210 133L209 135L208 134H205V135H202L205 133V131L203 133H201V135H199V133L197 135H195L197 132V130L195 131L196 133L194 134V137L192 139L193 143L191 144V147H199L202 145L204 146L205 144H209L211 145V147L209 148V151H214V154H216V157L213 158V160L216 159V161L212 164V165H207V162H205V160L203 161L202 159L204 157H202L200 155V157L198 156H194L196 155V151H198L196 149L193 150V152H187L188 153V157H187V161L185 160V163L184 160H183V170H182V167L180 168L182 171L180 177L178 176V178L176 179V181L173 182L171 180H169L170 182V186L169 189L168 187H163L165 185H162V187L164 188H161V187H158V188H161L162 190H159L158 192H155L153 191V196L151 195L152 193L151 192H148L150 190V183L149 182V178H148V175L149 174H145V172L143 173V175L141 174V178H137L139 177L136 176L135 174L131 175L132 177H128V181H124L125 183L124 184H119V185H116L113 187L114 183H111V185L108 183V186H112L113 188H111L112 192L114 191L115 193L113 194H118L119 196L121 195H124L126 198H124L125 201H117V205L115 204L116 203V200L119 199L117 196H116V199L114 201V198L111 200L110 196L109 195H105L106 197H104L103 199L100 198V205L98 203V205H95V207L93 206H86L85 207H77L75 206L73 203H72V199H75V194H77L76 196H78L79 194L78 193H84V190L87 189V188H91V185H93V183L99 181V178L98 176L104 174V176H106V178L103 179L104 183H107V178L110 177L112 174L111 171H109V167L111 168V165H109L108 162H106V159L108 156L112 155L113 153L115 154V148H117V146L119 145L120 147V142L122 140L120 139H123L124 137L128 138L126 135V130L122 129L121 127H126L127 124L129 125L130 127V131L129 132H135V129H139L140 126H142L143 122L145 120L148 119L149 115H152L150 114V112H152V108H151V105L148 103V105L146 106ZM151 109V111H150ZM189 109V108H188ZM21 110V111H22ZM48 110V109H47ZM120 110V109H119ZM220 110V109H219ZM225 110V109H224ZM223 110V111H224ZM25 111H27L25 109ZM115 111V110H113ZM121 111V110H120ZM119 111V112H120ZM124 111V109H123ZM145 111V110H144ZM155 111V110H154ZM157 111V109H156ZM190 111V110H189ZM23 112V111H22ZM45 112V111H44ZM118 112V114H119ZM13 113V114H12ZM163 113V112H161ZM167 113V112H165ZM112 114V113H111ZM125 114V113H124ZM128 114V113H127ZM155 114V113H154ZM188 114V112H187ZM213 114V113H212ZM218 114V113H216ZM226 114V113H225ZM126 115V114H125ZM123 115V117L125 116ZM131 115V114H130ZM156 115V114H155ZM219 115V114H218ZM109 116V115H108ZM107 116V117H108ZM122 117V115H120ZM169 116V115H168ZM176 116V115H175ZM193 116V115H192ZM212 116V117H209ZM221 116V114H220ZM224 116V115H223ZM112 117V116H111ZM118 117V115H117ZM116 117V118H117ZM120 117V118H121ZM126 117V116H125ZM130 117V116H129ZM186 117V116H185ZM188 117V116H187ZM195 117V116H194ZM225 117V116H224ZM247 116L243 117L241 116V118L244 119V122L248 121V118H246ZM12 118V117H11ZM128 118V117H127ZM132 118V117H131ZM161 118V116H160ZM176 118V117H175ZM257 118V117H256ZM119 118H117L118 120ZM124 120V118H122ZM157 119V118H156ZM225 119V118H224ZM242 119V120H243ZM253 119V118H252ZM251 118L249 120H252ZM259 119V118H258ZM129 120V119H128ZM168 120V119H166ZM197 120V118H196ZM220 120V119H218ZM241 120V121H242ZM260 120V119H259ZM1 121V122H2ZM13 121V120H12ZM106 121V120H105ZM120 121L123 123V126H121L120 124ZM126 121V119H125ZM159 121V120H158ZM157 121V122H158ZM215 121V120H214ZM221 121V120H220ZM236 121V120H234ZM237 121H240L239 119ZM255 121V119H254ZM257 121V120H256ZM0 122V123H1ZM216 122V121H215ZM250 122V121H249ZM248 122V123H249ZM19 123V122H18ZM91 123V122H90ZM147 123V122H146ZM156 123V122H155ZM193 123H198L197 122H194ZM214 123V122H213ZM229 124V121L227 122ZM226 123V127H228ZM234 123V122H233ZM240 123V122H239ZM238 123V125H240ZM256 123V122H255ZM80 124V123H79ZM89 124V123H87ZM145 124V123H144ZM181 124V123H180ZM183 124V123H182ZM203 124H206V123H203ZM223 124V123H221ZM253 124V123H251ZM250 124V125H251ZM258 124V123H257ZM97 125V124H96ZM103 125V124H102ZM165 125V124H164ZM179 125V124H178ZM190 125V124H189ZM214 125V124H213ZM231 125V124H229ZM237 125V126H238ZM264 125V124H263ZM83 126V125H82ZM91 126V125H89ZM159 126V125H158ZM163 126V125H162ZM193 126V125H192ZM233 126V125H232ZM231 126V128H232ZM249 126V125H248ZM259 126V125H258ZM102 127V126H101ZM100 127V128H101ZM153 127V126H152ZM160 127V126H159ZM177 127V126H176ZM190 127V126H189ZM199 126H197L198 128ZM216 127V126H215ZM216 127V128H217ZM252 127V126H251ZM144 128V127H143ZM186 128V127H185ZM225 128V127H224ZM223 128V129H224ZM259 128V127H258ZM91 129V128H88V130ZM153 129V128H152ZM203 129V128H202ZM205 129V128H204ZM254 128H252L251 132L253 131ZM257 129V128H256ZM87 130V129H86ZM87 130V131H88ZM95 130V129H93ZM140 130V129H139ZM230 130V129H228ZM227 130V131H228ZM233 130V129H231ZM238 130V129H237ZM262 130V128H261ZM70 131V130H69ZM83 131V130H82ZM91 131V130H90ZM88 131V132H90ZM126 131V132H125ZM138 131V130H137ZM141 131V130H140ZM184 131V130H183ZM189 131V129H188ZM191 131V129H190ZM221 131V130H220ZM257 131V130H256ZM66 132V131H65ZM75 132V131H74ZM80 132V131H78ZM92 132V131H91ZM160 132V131H159ZM165 132V131H164ZM207 132V130H206ZM223 132V131H222ZM231 132V131H230ZM229 131L227 133H230ZM260 132V131H259ZM82 133V132H81ZM80 133V134H81ZM163 133V132H162ZM179 133V132H178ZM262 133V131H261ZM36 134V133H35ZM79 134V135H80ZM143 134V133H142ZM212 134V135H211ZM220 134V135H219ZM225 134V133H224ZM239 134V133H238ZM69 135V134H68ZM133 135V134H131ZM180 135V134H179ZM250 135V134H249ZM253 135V134H251ZM264 135V134H262ZM108 136V137H107ZM129 136V135H128ZM153 136V135H152ZM170 136V135H169ZM193 136V135H192ZM208 136V137H206ZM223 136V134H222ZM227 136V134H226ZM67 137V136H66ZM105 137V139L103 138ZM107 137V138H106ZM236 137V136H235ZM241 137V136H240ZM263 137V136H262ZM36 138V137H35ZM73 138L74 141H73ZM230 138V137H229ZM238 138V137H237ZM247 138V137H245ZM255 138V137H254ZM33 139V138H32ZM42 139V138H41ZM106 139H110V140H106ZM118 139V142H117V146L115 147H112V143L114 144V141L116 140L117 141ZM137 139V138H136ZM231 140L229 141H232L233 139L230 138ZM252 139V138H251ZM35 140V139H34ZM102 140V141H101ZM132 140V139H131ZM139 140V139H138ZM145 140V139H144ZM228 140V139H227ZM226 140V142H227ZM249 140V139H248ZM103 141H109V142H106V144H103L102 142ZM157 141V140H156ZM228 141V142H229ZM238 141V140H237ZM252 141V140H251ZM255 141V140H254ZM32 142V141H31ZM43 142V141H42ZM47 142V141H46ZM58 142V141H57ZM134 142V141H133ZM155 142V141H153ZM227 142V143H228ZM241 142V141H240ZM253 142V141H252ZM38 143V147L37 144L36 147H38L39 149L40 148H44L46 147V145L42 146L40 145L39 141H37ZM108 143V144H107ZM129 143H131L129 141ZM239 143V141H238ZM237 143V144H238ZM254 143V142H253ZM126 144V143H125ZM244 144V143H242ZM250 144V143H248ZM2 145V144H1ZM32 145V144H29V146ZM34 145V146H35ZM139 145V144H138ZM162 145V144H161ZM18 146V145H17ZM22 146V145H21ZM51 146V145H50ZM103 146V148L101 147ZM128 146V145H127ZM155 146V145H154ZM184 146V145H183ZM207 146V145H206ZM205 146V147H206ZM4 147V145H3ZM12 147V146H11ZM100 147L101 149L103 150L102 152L105 153V155L107 154V157L105 160H100L99 157H97V154L99 155L98 152H100ZM123 147V146H121ZM189 147V146H188ZM243 147V148H242ZM251 147V146H250ZM33 148V147H32ZM35 148V147H34ZM48 148V146H47ZM52 148V146H51ZM55 148V149H56ZM152 148V147H151ZM164 148V147H163ZM204 148V147H203ZM223 148V147H222ZM247 148H249L247 146ZM254 148V147H253ZM259 148V147H258ZM263 148V147H262ZM3 149V148H2ZM12 149H15V148H12ZM18 149V148H17ZM128 149V148H127ZM188 149H191L190 147ZM193 149V148H192ZM202 149V148H201ZM33 150V149H32ZM34 150H37V148H35ZM142 150V149H141ZM176 150V148H175ZM203 150V149H202ZM225 150V149H224ZM17 151V150H16ZM42 151V149H41ZM171 151V150H170ZM204 151V150H203ZM202 151V152H203ZM208 151V149H207ZM212 151V152H213ZM243 151V154L242 152ZM23 152V151H22ZM31 152V151H30ZM38 152V150L36 151ZM44 152V151H43ZM123 152V151H122ZM125 152V151H124ZM137 152V151H135ZM186 152V151H185ZM200 152V151H199ZM235 153V154H239L241 155L240 157H236V155H233L232 156V153ZM239 152V153H238ZM245 152V153H244ZM255 152V151H254ZM9 154V152H7V150L4 151L1 150L0 151V154H2L3 156L5 154ZM18 153V152H17ZM39 153V152H38ZM45 153V152H44ZM161 153V152H160ZM205 153H208V152H205ZM204 153V154H205ZM211 153V152H210ZM241 153V154H240ZM20 154V153H19ZM42 154V153H41ZM51 153H49L48 155H50ZM126 154V153H125ZM128 154V153H127ZM170 154V153H169ZM198 154V152H197ZM203 154V153H201ZM30 155V154H29ZM34 155V154H33ZM37 155V154H36ZM35 155V156H36ZM39 155V154H38ZM55 155V154H54ZM183 155V154H182ZM205 155H208L209 157V154H205ZM6 156V159L7 155ZM13 156V154H12ZM16 156V155H15ZM14 156V157H15ZM40 156V155H39ZM52 155H50V158H51ZM100 156V155H99ZM123 156V155H122ZM165 156V155H164ZM211 156V155H210ZM215 156V155H214ZM236 158H235V157ZM13 157V158H14ZM20 157V156H19ZM18 155H17V158H19ZM31 157V156H30ZM42 157V155H41ZM47 157V156H45ZM131 157V156H130ZM135 157V156H134ZM147 157V156H146ZM150 157V156H149ZM202 157V158H201ZM212 157V156H211ZM234 157V158H233ZM16 158V157H15ZM35 158V157H34ZM33 158V160H34ZM111 158V157H110ZM138 158V157H137ZM151 158V157H150ZM210 158V157H209ZM31 159V158H30ZM30 159H27L28 161ZM98 159L100 160V167H97L96 169V162L98 161ZM133 159V158H132ZM136 159V158H134ZM16 160V159H15ZM20 160V159H19ZM22 160V158H21ZM115 160V159H114ZM113 160V161H114ZM121 160V159H120ZM128 160V159H127ZM130 160V159H129ZM140 160V159H139ZM147 160V159H146ZM209 160V159H208ZM218 160L222 163L219 164L218 163ZM239 160V161H238ZM261 160V159H260ZM17 161V160H16ZM32 161V159H31ZM102 161V162H101ZM117 161V160H116ZM119 161V160H118ZM165 161V160H164ZM203 161V162H202ZM2 162V161H0ZM27 162V161H26ZM25 162V163H26ZM171 162V161H170ZM205 162V164H204ZM256 162V161H255ZM17 163V162H16ZM112 163V162H111ZM138 163V162H137ZM143 163V162H142ZM147 163V162H146ZM208 163V164H209ZM113 164V163H112ZM117 164V162H116ZM173 164V163H172ZM261 164V163H259ZM9 165V166H7ZM207 165V166H206ZM217 165V166H216ZM256 164H254V166H256ZM4 166V165H3ZM132 166V165H131ZM139 166V165H138ZM219 166V167H218ZM115 167V165L113 166ZM117 167V166H116ZM148 167V166H147ZM258 167V166H257ZM255 167V168H257ZM119 168V167H118ZM124 168V167H123ZM132 168V167H131ZM130 168V165L126 166L124 169H127L128 170V174L129 172L132 173L131 171H129ZM203 168V170H202ZM214 168V169H212ZM120 169V168H119ZM123 169V170H124ZM142 169V168H141ZM140 169V171H141ZM125 170V171H127ZM134 170V169H133ZM147 170V169H146ZM149 170V169H148ZM147 170V171H148ZM185 170H189V174H185L184 171ZM158 171V170H157ZM124 172V171H123ZM262 172V171H261ZM1 173H6L5 175H2ZM125 173V172H124ZM134 173V172H133ZM115 174V173H114ZM127 174V173H126ZM124 174V175H126ZM264 172L262 173V176H263ZM123 175V173L121 174ZM130 175V174H129ZM103 176V175H102ZM136 176V177H135ZM172 176V175H171ZM237 176V177H236ZM166 177V176H164ZM101 178V177H100ZM121 178V177H120ZM137 178V179H136ZM153 178V177H152ZM172 178V177H171ZM242 178V179H240ZM260 178V177H258ZM139 179V180H138ZM173 179H174V176H173ZM198 179L199 181L201 180L202 181V184H200L199 182H196ZM245 179V178H244ZM116 180V179H115ZM147 180V182H146ZM179 180H181L179 182ZM123 181V180H122ZM153 181V180H152ZM157 181V180H156ZM155 181V182H156ZM159 181V180H158ZM157 181V182H158ZM167 181V180H166ZM247 181V179H246ZM121 182V181H120ZM151 182V181H150ZM256 182H257V185L259 184H262L264 183V179H256ZM61 183V184H60ZM103 183V184H104ZM252 183V181L250 182ZM58 184V185H57ZM101 184V183H100ZM102 184L101 187H103L104 185ZM113 184V185H112ZM57 185V186H56ZM107 185V184H106ZM105 185V187H106ZM158 185V183H157ZM181 185V186H179ZM199 185H204L206 187L205 190H203V187L201 188V186ZM241 185V184H239ZM256 185V186H257ZM59 186V187H58ZM107 186V187H108ZM167 186V184H166ZM255 186V187H256ZM99 187V186H98ZM253 187V188H255ZM56 188H57V191L59 190V194H60V190L62 192V190L64 188H69L71 189V196H73L72 199H70V202L67 201L66 198H62L63 196H60L59 199H55V198H52V194L55 196V193H53V191L56 192ZM248 188L249 190V187H246ZM262 189L264 188L263 184H262V187L261 185H259L258 187V190L259 189ZM66 189H64V191H67ZM92 189V188H91ZM90 189V190H91ZM97 189V188H96ZM110 189V188H109ZM213 190H219L217 192L219 193H214V192H211ZM260 189V190H261ZM102 189H100L101 191ZM139 191L140 190V197L137 196L136 194V191ZM145 190V191H143ZM156 190V189H155ZM167 190L169 192H167ZM264 190V189H263ZM69 191V190H68ZM87 191H89L87 189ZM157 191V190H156ZM225 191V190H224ZM254 191V190H253ZM257 191V189H256ZM90 192V191H89ZM97 192V191H95ZM211 192V201H208L210 199V196H209V193ZM57 193V192H56ZM69 193V192H68ZM92 193V191L90 192V194ZM94 193V192H93ZM92 193V194H93ZM131 193V194H130ZM133 193V197L131 196ZM171 193V194H170ZM51 194V195H50ZM66 193H64L63 195H65ZM89 194V193H88ZM88 194L86 193V195L88 196ZM102 194V193H101ZM108 194V193H107ZM112 194V193H111ZM129 194L131 196V198H129ZM257 194V192H256ZM261 194V193H259ZM51 196V197H48V196ZM62 195V193H61ZM84 195V194H83ZM100 195V194H99ZM200 195L201 197L202 196H206V199H203L204 197H202L200 199ZM264 195V194H263ZM82 196V195H81ZM86 196V197H87ZM90 196V195H89ZM97 196V195H96ZM128 196V197H127ZM169 196V197H168ZM243 196V195H242ZM260 196V195H259ZM56 197H58L56 195ZM111 200H109L108 198ZM115 197V196H114ZM123 197V196H121ZM199 197V198H198ZM254 197V196H253ZM64 199V201H67V202H64L62 199ZM68 198V197H67ZM209 198V199H208ZM247 198V197H246ZM150 199V202H152L153 200V204L156 203V208L159 207L160 205L159 204H162V203H165V204H162L165 208V210L162 208V205L160 208L158 209H154L157 213L156 215L158 216V218H155L154 215H152L155 219V223L156 224H153V225H150V222L148 220V217L146 216L147 214L145 212H141L139 207H141V203L145 202V201H148ZM255 199V198H254ZM257 201H258V206H257V210L255 209L254 210V214H249V212L247 213H244L242 216L239 215V219L237 220L238 224L240 223H245L247 222L248 218L249 217H253V223L256 224L258 222V220L256 221V219L258 218L259 214L264 212V197H257L256 198ZM87 200V199H86ZM110 202V204H115L112 208H108V210L105 212L104 211V207L106 204L105 202ZM165 200V202H163ZM238 200V199H237ZM247 200V199H246ZM75 201V200H74ZM96 201V200H95ZM174 201V202H173ZM199 201V202H198ZM243 201V200H242ZM249 201V200H248ZM239 201L238 200V204H239ZM94 203V202H93ZM148 203V202H147ZM237 203V202H236ZM242 203V202H241ZM89 204V203H87ZM91 204V203H90ZM109 204V203H108ZM119 204V205H118ZM237 204V205H238ZM244 204V203H243ZM173 205V204H171ZM242 205V204H241ZM240 205V206H241ZM246 205L247 204V201H246ZM100 206V212L99 210H97L96 207H99ZM170 206V204H169ZM179 206V208H178ZM205 206H208V207H205ZM239 206V207H240ZM62 207V206H61ZM60 207V208H61ZM64 207V206H63ZM62 207V208H63ZM64 207V208H65ZM153 207V206H152ZM151 207V208H152ZM237 207V206H236ZM248 207V206H247ZM58 208V209H60ZM175 208V207H173ZM196 208H199L197 209L198 212H202L201 214L198 212L196 213ZM241 208V207H240ZM243 208V207H242ZM250 208V207H249ZM55 209V210H54ZM148 209V208H147ZM150 209V208H149ZM167 209V211H166ZM170 209V210H168ZM209 209V210H208ZM237 209V208H236ZM239 209V208H238ZM245 209V208H244ZM248 209V208H247ZM246 209V210H247ZM62 210V209H61ZM153 210V209H152ZM153 210V211H154ZM173 210V209H172ZM208 210V211H206ZM249 210V209H248ZM252 210V209H250ZM58 211V210H57ZM56 211V212H57ZM152 211V213H153ZM241 211V210H240ZM242 211H245V210H242ZM241 211V212H242ZM54 212V213H53ZM98 212L100 213V215L98 214ZM101 212L103 213V215H101ZM105 212V214H104ZM119 212L120 216L122 215L123 219L125 220V222L123 223L122 221V224L120 225L118 222L115 221V216H112L114 213H117ZM169 212V213H171ZM179 212V213H178ZM63 213V212H62ZM154 213V214H155ZM60 214V213H58ZM236 214V213H235ZM100 216L102 217L103 216V220H101L102 222L100 223H97L98 225H94V227L92 229H90V227H87L90 224V222L93 221V219L97 216ZM115 215V214H114ZM59 216L62 217V215L60 214ZM67 216V215H66ZM69 216V215H68ZM67 216V217H68ZM118 216V215H117ZM197 216V217H196ZM53 217V218H52ZM64 217V216H63ZM63 217L61 218L63 220ZM114 219H112V218ZM168 217V215H167ZM171 218V216H169ZM168 217V218H169ZM173 217V216H172ZM175 217V216H174ZM228 217V216H227ZM167 218V221L170 220V218L168 219ZM234 218V217H233ZM58 220L60 219L59 217L57 218ZM55 219V220H57ZM118 219V218H117ZM116 219V220H117ZM176 219V217H175ZM244 219H247V220H244ZM250 221L252 218H249ZM259 219V218H258ZM66 220V219H65ZM69 220V218H68ZM153 220V218L151 219ZM173 220V219H171ZM170 220V221H171ZM177 220V219H176ZM183 220V219H182ZM201 221V220H199ZM208 221V222H207ZM212 221V220H211ZM210 221V222H211ZM248 221V222H250ZM261 221H264L263 219ZM120 222V223H121ZM154 222V221H152ZM203 222H204V219H203ZM224 222V221H223ZM222 222V223H223ZM226 222V221H225ZM236 222V224H237ZM247 222V224H248ZM260 222V221H259ZM158 223V224H157ZM212 223V222H211ZM251 223V222H250ZM249 223V224H250ZM184 224H186V222H184ZM183 224V225H184ZM204 224V223H203ZM43 225V224H42ZM43 225V226H45ZM48 225V226H49ZM58 225H54V226H58ZM187 225V224H186ZM215 225V224H213ZM212 225V227H213ZM41 226V225H40ZM153 226H157V227H153ZM195 226V225H194ZM230 226V225H229ZM260 226V224H259ZM61 227V226H60ZM191 227V226H190ZM189 227V228H190ZM220 227V226H219ZM222 227V226H221ZM255 227L252 225V228ZM263 227V226H262ZM36 228V226H35ZM43 228V227H42ZM51 227H49L50 229ZM59 228V227H58ZM57 228V229H58ZM156 228V229H155ZM187 228V229H189ZM192 228V227H191ZM224 228V227H223ZM230 228V227H229ZM264 228V227H263ZM26 229H28V227H26ZM44 229V228H43ZM47 229V228H46ZM61 229V228H59ZM196 229V228H195ZM195 229H192V232L195 230ZM199 229V228H198ZM30 230V229H29ZM63 230V229H62ZM158 230V232H157ZM160 230V232H159ZM178 230V229H177ZM197 230V229H196ZM29 232V235H28V232ZM51 231V230H50ZM49 231V232H50ZM93 231V233H92ZM170 231V230H169ZM181 231L182 228H181ZM47 233H49L48 231H46ZM45 232V233H46ZM180 232V231H179ZM186 232V230H185ZM189 232V231H188ZM197 232L199 233V230H197ZM213 231H211L210 233V230L208 233H210L211 235L213 234L212 233ZM220 232V231H219ZM223 232V231H222ZM5 233H16L18 235V237H15V239H9L8 237H14L13 235L11 236V234L9 236H5ZM158 233L160 235H158ZM184 233V232H183ZM187 233V232H186ZM185 233V234H186ZM4 234V235H3ZM15 234V235H16ZM50 234V233H49ZM90 234V235H89ZM106 235L104 236L103 238L106 237V239H103L102 236L103 235ZM179 234V233H178ZM195 234H196V231H195ZM200 234V233H199ZM203 234V233H202ZM205 234V233H204ZM221 234V233H220ZM225 234V233H224ZM259 234V233H258ZM264 234V233H263ZM7 235V234H6ZM16 235V236H17ZM171 235L170 234V238H171ZM183 235V234H181ZM179 235V237L181 236ZM191 235V234H190ZM201 235V234H200ZM211 235L209 236L208 234V237L210 238ZM228 235V234H227ZM176 236V235H175ZM186 236V235H185ZM189 236V235H188ZM192 236H195L194 234L191 235V238ZM204 236V235H203ZM202 236V238H203ZM215 236V235H214ZM253 236V234H252ZM251 236V237H252ZM7 237V239L5 238ZM183 237V236H182ZM198 237V236H197ZM206 237V238H208ZM213 237V236H212ZM17 238V239H16ZM40 238V237H39ZM172 238H174L172 236ZM194 238V237H193ZM200 238V237H199ZM217 238V237H216ZM220 238V236H219ZM253 238V237H252ZM264 238V237H263ZM41 239V238H40ZM168 239V238H167ZM177 239V238H176ZM182 239V238H180ZM190 239V238H189ZM197 239V238H195ZM194 239V240H195ZM204 240H206L205 238H203ZM223 239V238H222ZM254 239V238H253ZM65 240V239H64ZM200 241V239H197ZM202 240V239H201ZM211 239L207 240V241H204L203 242V246L206 244L205 248L206 250H208L209 248H211V246H209V248H207V243L209 245V241ZM217 240V239H216ZM169 241V240H168ZM193 241V240H191ZM225 241V240H224ZM261 241V240H260ZM259 241V242H260ZM165 242V240L163 241V243ZM180 242V241H179ZM207 242V243H206ZM255 242V240H254ZM65 243V244H66ZM166 243V242H165ZM168 243V242H167ZM193 243V242H191ZM205 243V244H204ZM222 243V242H221ZM185 244V243H184ZM188 244V243H187ZM190 244V243H189ZM200 244V243H199ZM211 244V243H210ZM215 244V243H214ZM170 245V244H168ZM177 244H175L176 246ZM179 245V244H178ZM202 245V243L200 244V246ZM218 245V244H216ZM167 246V245H166ZM191 246V245H190ZM196 246V245H195ZM202 246V247H203ZM213 246V245H212ZM215 246V245H214ZM172 247V246H171ZM178 247V246H177ZM194 247V246H193ZM197 247L198 248H201L199 250V252L201 251V254H204L202 253V249L204 250V248L202 247H199L198 243H197ZM170 248V247H169ZM185 248V247H184ZM217 248V247H216ZM42 249V248H41ZM69 249V251H70ZM160 251H159V250ZM168 249V248H167ZM171 250V249H170ZM214 250V249H213ZM217 250V249H216ZM41 251V250H39ZM88 251H94V255L93 253H91L92 255V258H91V261L90 262H87L85 260H82L85 256H83L84 254H86ZM166 251V252H165ZM180 251V250H179ZM178 251V252H179ZM183 251V250H181ZM211 251V249H210ZM215 251V250H214ZM55 252H59V251H55ZM163 253L165 255H161V258L160 255L157 256V254ZM172 252V250H171ZM175 252V250H174ZM177 252V251H176ZM183 252H186V250H184ZM205 252V251H203ZM208 252V251H207ZM205 252V253H207ZM213 252V251H212ZM216 252V251H215ZM60 253V252H59ZM70 253V254H72ZM156 253V254H155ZM169 253V252H168ZM224 253V252H223ZM47 254V255H46ZM90 254V253H88ZM87 254V255H88ZM179 254V253H178ZM183 254V253H182ZM188 254V253H187ZM191 253H189V256H190ZM200 254V255H201ZM210 254V253H209ZM208 254V255H209ZM213 254V253H212ZM220 254V253H218ZM73 255V254H72ZM168 255V254H167ZM175 255V254H174ZM174 255L171 254V258L174 257ZM181 255V253L179 254ZM186 255V253H185ZM206 255V254H205ZM90 256V255H89ZM86 257V259L88 260V258L90 257ZM164 256V257H162ZM194 256V255H193ZM58 257V256H57ZM61 257V255L59 256ZM65 257V256H64ZM68 257V256H67ZM186 257L188 258V256L186 255ZM191 257H192V254H191ZM201 257V256H200ZM206 257V256H205ZM213 256H211L210 258H212ZM54 258V257H53ZM52 258V259H53ZM56 258V257H55ZM183 261L185 260V256L183 257ZM80 259V260H79ZM85 259V258H84ZM166 259V260H165ZM170 259V258H169ZM213 259V258H212ZM74 260V261H73ZM174 260V259H173ZM177 260V259H176ZM182 260V259H181ZM180 260V261H181ZM191 260V259H190ZM214 260V259H213ZM179 262V261H178ZM191 262V261H190ZM0 263H3V262H0ZM66 263V262H65ZM17 264V263H16Z\"/></svg>",
	"mask_w": 264,
	"mask_h": 264
}]
</instances>
